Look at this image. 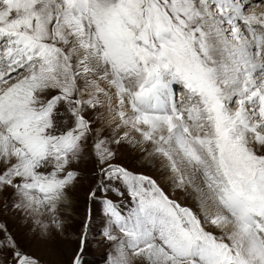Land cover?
I'll use <instances>...</instances> for the list:
<instances>
[{
  "label": "snow or ice",
  "instance_id": "snow-or-ice-1",
  "mask_svg": "<svg viewBox=\"0 0 264 264\" xmlns=\"http://www.w3.org/2000/svg\"><path fill=\"white\" fill-rule=\"evenodd\" d=\"M254 3L0 0V191L13 189L18 209L55 214L91 138L101 173L132 198L126 215L102 202L104 235L123 234L108 264H128L125 248L146 264H264V13L249 12ZM105 106L112 137L85 114ZM132 132L196 194L202 218L110 163V145ZM2 246L15 264H39L10 235ZM82 251L83 240L73 264Z\"/></svg>",
  "mask_w": 264,
  "mask_h": 264
},
{
  "label": "rangeland",
  "instance_id": "rangeland-1",
  "mask_svg": "<svg viewBox=\"0 0 264 264\" xmlns=\"http://www.w3.org/2000/svg\"><path fill=\"white\" fill-rule=\"evenodd\" d=\"M256 6L255 9L264 13L263 2L254 5ZM100 113L103 114V119H98ZM85 114L93 121L94 129H103L104 137L113 136L112 128L106 126L109 119L104 115L108 114L106 106L95 111L89 109ZM137 136L133 142L122 140L119 144L112 143L110 147L114 156L110 163L123 167L130 173L150 177L169 199L183 207H189L202 218V213L195 208L196 203L187 187H177L173 181V173L166 166V162H163L164 158L153 152L154 146L150 143H138L139 134ZM91 144L90 138L82 157L69 166L68 170L76 171L78 178L67 187L66 196L54 215L47 213L44 208L29 211L18 209L14 204L19 203L20 198L14 194L13 189L4 188L0 191V241H5L10 235L17 248L38 260L39 264H73L83 240L82 264H108L109 254H117L116 245L123 238V234L114 232L117 227L112 226L111 234L117 240L110 241L103 236L102 229L105 230L109 221L104 214L102 202L107 199L121 213L127 214L132 206V198L122 180L110 179L101 173L100 169L106 165L98 163ZM146 159L153 161L146 162ZM93 192L95 196L90 198ZM205 228L215 235L221 234L210 224H206ZM124 251L128 264H146L143 258L129 253L128 248ZM133 257L138 262L133 261ZM0 264H15L11 248L0 247Z\"/></svg>",
  "mask_w": 264,
  "mask_h": 264
},
{
  "label": "bare ground",
  "instance_id": "bare-ground-1",
  "mask_svg": "<svg viewBox=\"0 0 264 264\" xmlns=\"http://www.w3.org/2000/svg\"><path fill=\"white\" fill-rule=\"evenodd\" d=\"M260 1H263V0H256V3H259ZM256 3H254V4H256ZM254 4H253V6L252 7H254ZM260 7V6H259ZM255 8H257V6L255 7ZM261 12L259 11L257 14H260ZM102 87H105V88H107V85L106 84H104L103 82H102V85H101ZM173 87H175V85H173ZM110 91H114V90H110ZM176 96V95H175ZM176 98V97H175ZM179 98H180V96H179ZM181 98H182V96H181ZM126 110L127 111H131V109H130V107H128V106H126ZM104 115H106V116H108L109 117V113L108 114H104ZM110 118V117H109ZM106 126H108V124L106 123ZM122 134V133H121ZM138 136H137V133H134V132H132L131 134H130V137H129V139H127V140H125V141H130L131 140V142H133L136 138H137ZM153 160L152 159H146V162H152ZM163 162H165L164 161V159H163ZM187 187V186H186ZM187 191H188V193L191 195V198H192V200L196 203L195 204V208L197 209V210H200V204H199V201L196 199V194L191 190V188H189V187H187ZM42 211V210H41ZM201 211V210H200ZM42 213H43V211H42ZM48 215V214H47ZM50 217V216H49ZM48 218V217H47ZM63 227V226H62ZM214 228H215V230L216 231H218V232H221V229H219V228H216L215 226H213ZM117 234H119V233H117ZM136 256V255H135ZM131 258H132V256H131ZM136 258V257H135ZM133 261H136V262H138V259H134V257H133V259H132ZM133 263V262H132Z\"/></svg>",
  "mask_w": 264,
  "mask_h": 264
}]
</instances>
